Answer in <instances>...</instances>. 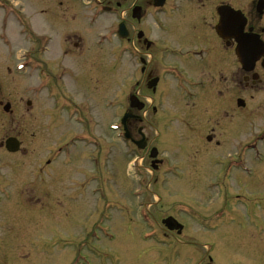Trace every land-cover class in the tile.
Segmentation results:
<instances>
[{
    "label": "rangeland",
    "instance_id": "rangeland-1",
    "mask_svg": "<svg viewBox=\"0 0 264 264\" xmlns=\"http://www.w3.org/2000/svg\"><path fill=\"white\" fill-rule=\"evenodd\" d=\"M88 1L0 0V264H264V233L248 219L252 212L264 223V154L250 156L253 177L234 173L223 187L216 184L218 161L264 129V88L225 91L221 99L201 93L189 104L173 94L157 114L150 90L131 88L142 78L134 63L119 62L117 36L109 34L117 20H82ZM251 1L233 0L241 9ZM188 11L208 27L203 7ZM194 19L171 28L164 41L200 44ZM75 41L79 49L72 51ZM45 69L52 74L48 84ZM125 95L144 104L139 114L149 143L158 147L140 168L133 159L141 152L125 149L111 129L124 113H137ZM65 97L73 113L75 104L88 117L98 146L79 144L73 164L49 166L63 142L85 130ZM160 115L179 120L161 128ZM10 138L20 143L18 153L6 150ZM162 154L182 167L157 185L152 163ZM153 220L162 233L151 232ZM173 222L183 226L180 234L168 230Z\"/></svg>",
    "mask_w": 264,
    "mask_h": 264
},
{
    "label": "flooded vegetation",
    "instance_id": "flooded-vegetation-1",
    "mask_svg": "<svg viewBox=\"0 0 264 264\" xmlns=\"http://www.w3.org/2000/svg\"><path fill=\"white\" fill-rule=\"evenodd\" d=\"M126 2H128L127 5H125ZM196 6L203 7V22L210 19L209 23L204 22L208 27L200 22L199 14L193 15L191 11H188ZM83 8L87 9V14L82 16V20L89 21L90 24H94L99 17L105 15L117 20V25L111 27L109 34L117 36L118 31L120 32L121 36L117 38L119 62L125 65L128 59L134 63L142 78L132 83L131 88L137 90L146 86L151 92L153 109L157 114H161L159 106L161 107L163 100L173 94H176L182 102L189 104L197 101L201 93L203 95L206 93L205 95L209 97L216 94V97L221 99L225 91L238 93V90L260 91L264 88V0H252L248 7L242 9L233 0H133V2L131 0H89ZM10 11L9 9L8 12ZM44 11L46 10H41V13ZM11 16H15L13 12ZM190 17L195 18L191 22L193 29L199 36H203V38L196 37V40L199 39L201 43L188 47L167 44L163 35L169 34L171 28L188 23ZM73 36L69 37L72 42L76 39ZM246 41L253 43V46H241V43ZM72 45L75 49L72 48V51L79 49L78 42ZM83 49L84 46L76 55H81ZM241 53L244 56L243 60L240 58ZM27 56L31 58L30 51L27 52ZM43 72L46 73V78H44L45 83L48 84L52 74L47 69ZM59 72L61 74L57 76H61L64 70L61 69ZM130 96L125 95V100L129 98L130 106L138 109L137 113H124L117 122L113 123L111 129L115 131L116 137L121 140L125 149L135 146L138 154L140 152L144 154L140 153V157L133 159L136 166L139 165L140 168L139 162L143 156L150 157L149 159L157 156L156 143L162 135L160 132L156 134L157 148L153 147V149L143 126L144 118L142 114H139L144 104L135 101L134 96ZM65 99L67 102H64V105L72 114L71 118L74 123L85 130L74 131L63 142V146L47 160L49 166L52 162L59 160H62L66 166L73 164L75 148L79 144L87 148L97 145L90 131L88 117H85L82 111L78 115L75 104L72 106L75 110L73 113L68 104L70 100L67 97ZM240 100L236 99L235 105L245 110L246 104L241 100L240 105ZM222 103H224L222 100L217 103L219 108H224ZM229 108L233 106L230 105ZM221 112L228 113L226 110ZM177 120L179 118L176 115H171V117L160 115L155 122L161 128H167ZM212 140V137L206 138L207 143H211ZM262 154H264V129L254 135L249 142L243 144L238 153L218 161V166L221 167V171L223 168L224 172L220 171L221 177L216 184L223 187V181H231L234 173L253 177L254 169L251 166L254 163H251L250 156H256L258 159ZM161 156L160 160L151 162L155 171L159 173V179L156 180L157 185L161 180L167 182V177L174 176V173L180 172L182 167L170 161L165 154ZM94 159L100 163V158H94L92 155L91 161L94 162ZM239 196L240 194H236L232 198L236 200ZM225 203L230 202L225 200ZM248 219L252 221L254 227L264 233V223L259 222L252 212L248 214ZM175 223H171L167 228L169 231L177 229L180 234L183 226ZM150 230L156 235L162 233V228L154 220ZM169 234L163 231L164 237H168ZM208 249L211 250V248Z\"/></svg>",
    "mask_w": 264,
    "mask_h": 264
},
{
    "label": "water",
    "instance_id": "water-1",
    "mask_svg": "<svg viewBox=\"0 0 264 264\" xmlns=\"http://www.w3.org/2000/svg\"><path fill=\"white\" fill-rule=\"evenodd\" d=\"M255 44V43H254ZM253 46V43H249L248 41L244 42V43H241V46H249L250 47ZM244 55H246V53H244ZM243 54H240V58L243 59ZM241 101H240V105H241ZM5 111H8L10 110V105H6L5 106ZM5 148L8 152L10 153H17L19 150H20V143L18 142L17 139L15 138H10L8 139L6 142H5Z\"/></svg>",
    "mask_w": 264,
    "mask_h": 264
},
{
    "label": "bare ground",
    "instance_id": "bare-ground-1",
    "mask_svg": "<svg viewBox=\"0 0 264 264\" xmlns=\"http://www.w3.org/2000/svg\"><path fill=\"white\" fill-rule=\"evenodd\" d=\"M225 26V25H224Z\"/></svg>",
    "mask_w": 264,
    "mask_h": 264
}]
</instances>
